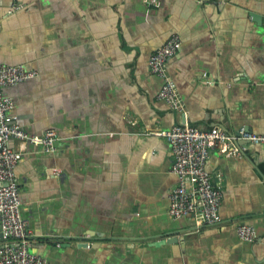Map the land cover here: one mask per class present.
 Instances as JSON below:
<instances>
[{
    "label": "crops",
    "instance_id": "obj_1",
    "mask_svg": "<svg viewBox=\"0 0 264 264\" xmlns=\"http://www.w3.org/2000/svg\"><path fill=\"white\" fill-rule=\"evenodd\" d=\"M172 36L182 112L158 100L148 70ZM0 64L36 72L4 89L17 124L58 138L52 153L8 143L21 154L29 251L45 264H264V144L210 153L221 221L205 225L168 215L178 180L155 134L186 124L264 135V0H0ZM239 225L256 240H240Z\"/></svg>",
    "mask_w": 264,
    "mask_h": 264
},
{
    "label": "built area",
    "instance_id": "obj_2",
    "mask_svg": "<svg viewBox=\"0 0 264 264\" xmlns=\"http://www.w3.org/2000/svg\"><path fill=\"white\" fill-rule=\"evenodd\" d=\"M179 48L178 37L172 36L148 60L149 72L161 81L158 100L175 112L183 111V101L167 73V62ZM35 77L36 72L26 70L21 65L0 64V264H45L43 258L29 251L28 221L22 216L15 176L21 154L10 149L8 143H35L45 153H52L58 138L53 131H47L39 137L23 131L16 118L10 115L13 109L11 98L4 94L5 88ZM155 134L169 144L172 154L171 173L178 180L177 186L168 195L170 218L177 220L191 216L198 224L219 223L220 186L213 183L205 168L210 153L226 144L231 145V142L264 144V135L252 133L243 127L236 134L228 135L217 127L204 130L186 124L175 125ZM229 154L237 156L238 152L231 149ZM237 235L240 240L248 243L257 238L255 229L250 225H239Z\"/></svg>",
    "mask_w": 264,
    "mask_h": 264
},
{
    "label": "water",
    "instance_id": "obj_3",
    "mask_svg": "<svg viewBox=\"0 0 264 264\" xmlns=\"http://www.w3.org/2000/svg\"><path fill=\"white\" fill-rule=\"evenodd\" d=\"M241 142H243L245 144H249V142H246V141H241ZM238 143H239V141H238ZM170 241H174V240L173 239L172 240H167V242H170Z\"/></svg>",
    "mask_w": 264,
    "mask_h": 264
}]
</instances>
